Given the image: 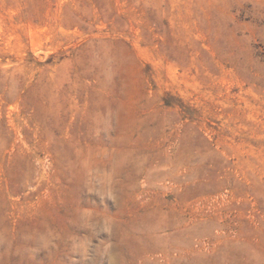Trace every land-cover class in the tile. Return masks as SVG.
I'll return each instance as SVG.
<instances>
[{"label":"rangeland","instance_id":"1","mask_svg":"<svg viewBox=\"0 0 264 264\" xmlns=\"http://www.w3.org/2000/svg\"><path fill=\"white\" fill-rule=\"evenodd\" d=\"M0 264H264V0H0Z\"/></svg>","mask_w":264,"mask_h":264}]
</instances>
